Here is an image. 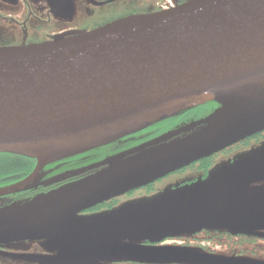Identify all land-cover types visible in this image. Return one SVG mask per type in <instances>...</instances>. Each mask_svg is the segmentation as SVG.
I'll use <instances>...</instances> for the list:
<instances>
[{"label":"water","instance_id":"water-1","mask_svg":"<svg viewBox=\"0 0 264 264\" xmlns=\"http://www.w3.org/2000/svg\"><path fill=\"white\" fill-rule=\"evenodd\" d=\"M210 101H233L242 113L264 106V0H191L83 35L0 48V153L40 164ZM257 117L264 122V113ZM247 124L234 129H264L245 131ZM193 217L237 227L218 214ZM139 221L123 223L125 235L139 233L145 219ZM253 221L240 231L264 228V214ZM125 245L127 253L146 251Z\"/></svg>","mask_w":264,"mask_h":264},{"label":"flooded vegetation","instance_id":"flooded-vegetation-1","mask_svg":"<svg viewBox=\"0 0 264 264\" xmlns=\"http://www.w3.org/2000/svg\"><path fill=\"white\" fill-rule=\"evenodd\" d=\"M189 1L0 0V48L55 42L121 20L169 11ZM252 114V110L242 113L233 101H210L43 164L37 158L0 153V190L21 185L17 191L0 195V223L6 220L10 229L5 236L1 235L4 230L0 231V238H4L0 255L9 260L18 256L10 255L9 244H4L12 236L21 240L37 235V242L26 243V257L20 256L28 261L24 264H68L64 257L67 234L107 231L105 224L121 230L122 221H110L106 216L127 204L151 201L165 208L171 201H186L185 196H174L173 192L197 184L206 185L208 195L213 196L209 181L212 172L222 162H236L244 150L263 145L264 129L224 148L206 150L188 162H176L170 168L166 163L212 143L238 126L240 118ZM203 196L193 194V200L201 201ZM171 213L165 215H185ZM191 214L201 213L193 208ZM85 242L77 239V243ZM170 243L196 251L226 249L232 256H246L252 264H258L255 259L264 260V241L256 242L242 234L233 237L229 231L217 228L202 227L187 235L164 234L129 245L143 248ZM99 253L108 264L132 261L123 259L129 254L123 247H105ZM150 260L141 264H160Z\"/></svg>","mask_w":264,"mask_h":264},{"label":"rangeland","instance_id":"rangeland-1","mask_svg":"<svg viewBox=\"0 0 264 264\" xmlns=\"http://www.w3.org/2000/svg\"><path fill=\"white\" fill-rule=\"evenodd\" d=\"M264 107V106H263ZM263 107L259 109L256 107L252 109V116H244L240 118L239 125L248 123L243 130L248 131L264 122L257 117L259 111L264 113ZM256 111V112H255ZM255 112V113H254ZM236 127V126H235ZM247 136V133L243 131H235L231 128L229 132L225 133L207 145H201L187 152L184 156L166 163V168H170L174 163L185 161L188 162L192 157L205 152L206 150H218L224 148L230 144L237 142L238 140ZM245 151V152H244ZM243 154L234 162L225 161L217 166L212 172L210 177V183L213 184L211 192L213 196L208 195L206 185L197 184L186 186V189L173 192L174 196L186 197V201L178 199L177 201H171L169 205L166 204L165 208L157 204V202H143V203H130L123 206L119 211L106 216L107 219L114 222L131 224L145 219L144 224L140 227L139 233L133 237L125 235L127 232L126 227L121 230H116L106 226L104 229L107 231L97 233H69L67 249L65 250L64 257H67L68 264H108L102 260V252L105 247H123L127 243L139 242L141 239H154L157 236L164 234H177L187 235L192 234L195 230L202 227L217 228L220 230H227L233 237L239 236V234L247 235L255 239L256 242L264 241V228L251 231L241 232L238 226H246L254 223L253 217L258 214H264V144L256 146L249 151L244 150ZM226 158V157H225ZM260 159L261 162L256 160ZM1 160V159H0ZM224 159L221 158L220 161ZM143 178V176L141 177ZM217 183V184H214ZM210 184V185H211ZM205 189L201 191L203 188ZM200 188V189H199ZM209 189V187L207 188ZM240 192L239 194H237ZM204 194L201 201L193 200V194ZM236 193L237 195H233ZM201 198V197H197ZM195 211L201 214H207L211 217L214 214L220 215V219H225V224L229 226H237L233 228H223L217 223V220L202 221L199 223L198 219H194L191 212ZM172 211L171 214L185 213L179 217H185V220L177 223L161 222L158 223L154 219L158 215H165ZM169 215V214H168ZM167 216V215H166ZM3 224L0 223V231L2 236L7 235L10 231L9 225L4 220ZM160 226H165L162 229L156 230ZM85 229V228H84ZM114 230V231H113ZM156 230V231H155ZM186 230V231H184ZM184 231V232H182ZM35 235V234H34ZM8 241V250L11 251L10 255H15L12 260L0 255V264H24L28 261L22 257H26V243L37 242V235L34 237H28V239L22 238L18 240L17 237ZM84 239L86 242L82 246H77V239ZM3 237L0 238V243H3ZM34 239V240H33ZM28 240V241H26ZM241 241V240H239ZM246 241V240H244ZM178 246L173 244H166L162 246L143 247L146 251L139 253H132L125 255L123 259H131L132 261H125L127 264H141L154 261L160 264H252L250 259L246 256H232L226 249L219 252H209L205 250L196 251L192 247L189 248H177ZM238 247V251L240 247ZM217 249H220L218 247ZM71 257H78L77 259H71ZM148 258V259H146ZM258 260L256 263L264 264V260Z\"/></svg>","mask_w":264,"mask_h":264}]
</instances>
